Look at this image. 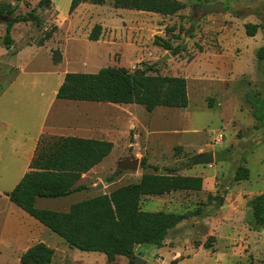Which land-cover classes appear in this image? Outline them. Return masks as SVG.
Instances as JSON below:
<instances>
[{
  "label": "rangeland",
  "instance_id": "rangeland-1",
  "mask_svg": "<svg viewBox=\"0 0 264 264\" xmlns=\"http://www.w3.org/2000/svg\"><path fill=\"white\" fill-rule=\"evenodd\" d=\"M4 1L17 6L13 17L27 14L39 2ZM177 1L185 8L174 16L115 9L108 0L103 6L76 9L70 25L51 10L39 9L41 27L34 21L14 26L15 50L8 53L0 46V230L20 229L32 218L7 196L17 185L11 165L16 162L17 169L26 165L30 132L34 135L40 129L44 104L57 100L46 132L57 123L64 136L110 141L114 148L83 176L78 183L85 186L83 191L58 199L38 198V209L67 213L74 204L137 183L145 173L198 176L204 179L199 192L143 198L141 207L148 212H201L172 230L147 264H264L263 229L250 224L251 202L264 193V129L254 106L258 99L264 100V65L257 59L264 45V0ZM218 2L223 3L224 13L195 12L196 5ZM249 23L260 26L255 37L246 33ZM98 24L101 38L90 41L88 36ZM1 25L3 38L6 26ZM59 25L61 30L58 27L47 42L51 51L39 48L45 33ZM157 37L169 41L173 50L155 45ZM26 45L30 47L15 56ZM56 50L62 55L58 65L52 60ZM106 67L183 77L189 105L149 112L141 105L56 98L65 73L93 74ZM55 114L65 121H54ZM79 125L83 132H78ZM207 152L214 154L212 164H189ZM131 156L139 160V169L119 170V164ZM239 168L249 169V180L236 179ZM99 185L103 188L94 190ZM49 232L62 242L68 260L75 264H109L105 255L71 248ZM125 258L112 264H130ZM12 261L14 257L3 251L0 264H15Z\"/></svg>",
  "mask_w": 264,
  "mask_h": 264
},
{
  "label": "trees",
  "instance_id": "trees-1",
  "mask_svg": "<svg viewBox=\"0 0 264 264\" xmlns=\"http://www.w3.org/2000/svg\"><path fill=\"white\" fill-rule=\"evenodd\" d=\"M22 1V0H17ZM108 0H72L70 14L82 4L103 6ZM115 9H124L174 16L185 8L177 0H111ZM17 6L0 2V23L6 30L2 40L5 49L14 45L12 30L18 23L43 21L37 14L39 9L51 10L53 0H39L37 6L25 15L13 17ZM249 37L257 35L260 26H246ZM58 30L57 26L45 33L38 43L44 46ZM102 26L96 25L90 32V41H99ZM178 38V37H177ZM176 38V39H177ZM157 46L173 50L169 41L157 37ZM259 65H264V45L257 51ZM53 63L62 61L59 50L53 52ZM252 95V94H251ZM59 100L116 105H141L153 112L158 107L182 108L189 105L187 80L183 77L148 75L129 72L122 67H106L97 73H67L56 94ZM255 117L264 129V100L254 102ZM212 107V106H211ZM264 144V131H263ZM110 141L77 136L48 137L39 142L36 154L27 172L16 187L7 194L10 201L39 221L53 233L59 235L71 248L83 252L101 253L109 264L119 256L131 258L138 246L151 245L162 248L170 232L183 221L200 215H180L170 212H148L141 207L146 196L160 197L178 191L199 192L204 179L198 176L156 175L145 173L137 183L115 189L109 194H100L74 204L67 213L38 209V198L58 199L83 191L78 185L83 175L101 164L112 152ZM250 171L239 168L236 179L249 180ZM251 225L264 231V193L251 202ZM209 249V243L204 244ZM55 251L44 243L30 247L20 259L21 264H52Z\"/></svg>",
  "mask_w": 264,
  "mask_h": 264
},
{
  "label": "crops",
  "instance_id": "crops-1",
  "mask_svg": "<svg viewBox=\"0 0 264 264\" xmlns=\"http://www.w3.org/2000/svg\"><path fill=\"white\" fill-rule=\"evenodd\" d=\"M7 1H10L13 3L15 0H7ZM0 2H6V1L0 0ZM71 2H72V0H53V8L51 9V11L54 14H56L57 18L60 15V16L64 17L65 19H67L69 21V25L71 24L70 19L72 17V14H70ZM7 3H9V2H7ZM85 6H89V4H82L77 9L81 10V9H83L82 7H85ZM68 21H67V23H68ZM56 23L58 24L57 19H56ZM1 27H2V25L0 24V29H2ZM57 27H59V29L61 30L60 25ZM1 36H2V33H0V46L3 47V45H2L3 38ZM48 45H49V43H47L46 46L44 45V46L39 47V48H44V47L47 48ZM29 47H30V45H26L15 56H18L20 53H22L24 50H26V48H29ZM12 49L15 50V46ZM47 49H48V51H51V48H47ZM6 51L9 53L10 50L6 49ZM66 74L67 73L64 74V78H65ZM24 83L30 84V83H33V81H24ZM1 91H0V93H1ZM57 92H58V90L55 91V96H56ZM43 100H44V97H41L40 102H42ZM58 101L61 102V101H66V100H59L58 99ZM71 102H74V101H71ZM57 103H58L57 100L49 101L48 104L43 103L45 109H44V113L42 116V125H41L40 129L38 130V132L35 133L34 135L30 132V147L26 149V154H27L26 158L28 160L26 162V165L22 168L19 167L17 169L16 168V167H18L17 163L16 162L12 163V165H11V167H13L12 170L15 171V173L17 175L16 184H18L22 180L24 175L31 170L30 165L32 163V160H33L35 154H36L39 142L42 139V137H44V136L68 137V136H64L60 133L59 130H62V129L59 127V125L57 123H55V127L51 128L49 130V132H46L47 121L50 119L49 117L51 116L52 109L54 108V106H56ZM84 103H90V102H84ZM55 115H57V114H55ZM54 121H56L58 123H62L65 120L62 117L59 118V115H57V117L54 118ZM79 122H82L81 119ZM81 129H82V126L79 125L78 126V132H83ZM77 137L90 138V137H86L83 135H78ZM148 197L152 198L151 196H146L144 198H148ZM32 219L33 218H30V220H28L29 222L26 225H24V227H21L20 229H18V228L12 229V228H9L8 226H6L4 229L0 230V256H2L3 251H5L8 253L9 256L14 257V262L13 261L12 262L15 264H18L20 262L21 256L30 247H32L38 243H44L47 246H49L50 248L54 249V251H55L52 264H75V262H73L72 260H68L69 258L66 256V254H67L66 248H64L62 246V244H61L62 242H58L56 240V238H54L52 236V234H50V232H49L50 229L48 230V228L45 227L43 224L36 221L35 219L34 220H32ZM57 248H59L60 250H63L64 253L57 251ZM58 252H59V255H58ZM102 255H104V254H102ZM121 258H124V257L119 256L115 262H117ZM125 259L127 260V258H125ZM107 263H108V261H107ZM86 264H89V263L87 262Z\"/></svg>",
  "mask_w": 264,
  "mask_h": 264
},
{
  "label": "water",
  "instance_id": "water-1",
  "mask_svg": "<svg viewBox=\"0 0 264 264\" xmlns=\"http://www.w3.org/2000/svg\"><path fill=\"white\" fill-rule=\"evenodd\" d=\"M195 12L202 13L203 16H208L214 13H224V7L222 2L214 4H199L195 6ZM1 18V16H0ZM140 74H143V71H139ZM214 162V154L212 152H207L192 158L189 164L192 165H208ZM140 167V162L135 156H131L123 160L119 166V170H131L137 171ZM103 186L99 185L94 190L98 191L102 189ZM264 234V231H263ZM161 248L151 245H141L138 246L131 258L130 264H147L154 254L159 251Z\"/></svg>",
  "mask_w": 264,
  "mask_h": 264
}]
</instances>
